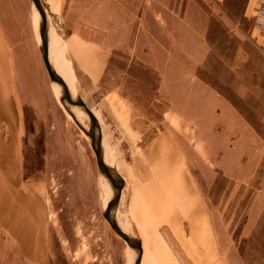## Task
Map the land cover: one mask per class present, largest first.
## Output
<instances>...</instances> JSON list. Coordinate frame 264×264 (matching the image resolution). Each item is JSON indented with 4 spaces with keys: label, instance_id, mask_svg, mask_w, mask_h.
<instances>
[{
    "label": "rangeland",
    "instance_id": "obj_1",
    "mask_svg": "<svg viewBox=\"0 0 264 264\" xmlns=\"http://www.w3.org/2000/svg\"><path fill=\"white\" fill-rule=\"evenodd\" d=\"M40 1L97 126L82 121L124 180L115 217L142 264H264L259 0L245 15L220 0ZM0 133L15 164L3 177L21 196L0 203V264H129L94 153L51 87L30 0H0ZM10 203L15 227L3 224Z\"/></svg>",
    "mask_w": 264,
    "mask_h": 264
},
{
    "label": "water",
    "instance_id": "obj_2",
    "mask_svg": "<svg viewBox=\"0 0 264 264\" xmlns=\"http://www.w3.org/2000/svg\"><path fill=\"white\" fill-rule=\"evenodd\" d=\"M30 5L35 30L38 36L41 58L51 87L64 111L87 139L89 146L94 153L98 169L112 191V198L106 206L104 217L115 235L119 237V239H121L126 245L129 257L128 263L131 264L132 259V264H140L143 257L140 239L131 232L127 223L126 225L122 223L125 225V228L121 229L115 217V212L119 209L123 188L125 187L124 180L118 174L115 166L108 165L105 162V151L100 143V136L98 135L100 138L99 141L93 133V128L91 126L87 127L83 123V117H77L75 109L80 110L83 114H88L93 124H97L96 119L89 112V109L84 105L78 96L69 74L61 65V58L57 52V47L41 1L30 0ZM55 64H57L58 67L63 70V76L66 80V85L60 80Z\"/></svg>",
    "mask_w": 264,
    "mask_h": 264
},
{
    "label": "crops",
    "instance_id": "obj_3",
    "mask_svg": "<svg viewBox=\"0 0 264 264\" xmlns=\"http://www.w3.org/2000/svg\"><path fill=\"white\" fill-rule=\"evenodd\" d=\"M220 2L222 4V6L224 8H226L230 13L233 12L234 14H237V15H239V14L245 15V14H247V12H251V11L254 12V9H256V0H220ZM190 6H192V5H190ZM195 14L199 17V24L201 25V29H200V31L197 34H200V33H203V31H202L203 26L202 25L205 23V20L203 19V17L201 15L197 14L196 12H195ZM185 16L186 15H184V17ZM179 20H181L182 23H185V22L194 23L196 21V19L194 17L192 19H185L184 18V19H179ZM261 32H264V31H261ZM191 33L192 34H196L194 30H192ZM194 37H195V35H194ZM259 38L264 40V35H262V36L259 35ZM57 39H58V45H59V47L61 49V52H62L61 55H62L63 62L65 64V66H66V69H67V72L69 74V77L72 80L74 64L70 61L68 53H67L64 45L60 41V39L59 38H57ZM197 58L200 59V56L199 57L196 56L195 59H193V62H197V60H199ZM190 70H192V69L189 66L187 68V71H184V70L179 71V77H181L183 79L191 78L192 77L191 76L192 73H190ZM74 87H75V85H74ZM75 90L77 92L76 88H75ZM77 94H78V96L81 99V96H80L79 92ZM110 95H114L115 96V93H113V94L111 93V94H109V96ZM229 114L234 115L235 113L230 111ZM128 117H130V119H132L130 114H129ZM1 135H2V133H0V203L4 204L5 202H9V201H12V200H15V199L18 200V199L21 198V196L19 197V187H17V190L15 192L14 191V182L9 181V177H7V176L3 177V174H2L4 169H6L8 167L13 168V167H15V164H14V162L12 160H9V155H8V152H9L8 151V147H9V145H6L8 143L5 141L4 138L1 137ZM16 180H17L16 183L18 184V177H16ZM13 191H14V193H12ZM11 203L9 204V209H10L11 212L10 213L9 212H5L3 214V217H2L3 218V224L7 225V227H15V225H14V223H13L11 217H10L11 214H14V213H12L13 206L11 205ZM32 259L34 260V257ZM142 261H143V259H142ZM140 264H142V262Z\"/></svg>",
    "mask_w": 264,
    "mask_h": 264
},
{
    "label": "bare ground",
    "instance_id": "obj_4",
    "mask_svg": "<svg viewBox=\"0 0 264 264\" xmlns=\"http://www.w3.org/2000/svg\"><path fill=\"white\" fill-rule=\"evenodd\" d=\"M37 16V15H36ZM48 23H49V21H48ZM35 27V26H34ZM52 31V30H51ZM51 36V35H50ZM50 38V37H49ZM52 38V37H51ZM55 66H56V71H57V73H58V75H59V78H60V80L62 81V83H64L65 85H66V80H65V78H64V76H63V70L60 68V67H58V65L57 64H55ZM75 111H76V114H77V117H81V116H85V114H83L80 110H77V109H75ZM84 120V119H83ZM93 133L95 134V137H97V139L100 141V138H99V134H97L96 133V131H94L93 130ZM100 143H101V141H100ZM107 154V153H106ZM105 159V158H104ZM109 159V158H108ZM107 158L105 159V162L108 164V165H111V163L109 162V160H108ZM111 159V158H110ZM99 173H100V184H101V191H102V199H104V202H105V205H104V207H105V209H106V206H107V204L109 203V201H110V199L112 198L111 196H109V195H111L112 194V191H111V189H110V187H109V185L107 184V182H106V180L104 179V177L102 176V174H101V172L99 171ZM109 197V198H108ZM122 215V214H121ZM123 223V222H122ZM119 220H118V224H119V226H120V228L121 229H123V228H125V225H123ZM131 264H132V259H131Z\"/></svg>",
    "mask_w": 264,
    "mask_h": 264
},
{
    "label": "built area",
    "instance_id": "obj_5",
    "mask_svg": "<svg viewBox=\"0 0 264 264\" xmlns=\"http://www.w3.org/2000/svg\"><path fill=\"white\" fill-rule=\"evenodd\" d=\"M259 8L257 10V19L261 27H264V0H259Z\"/></svg>",
    "mask_w": 264,
    "mask_h": 264
}]
</instances>
